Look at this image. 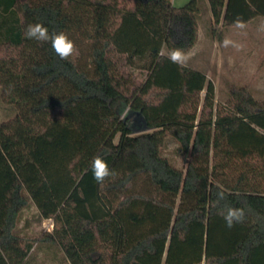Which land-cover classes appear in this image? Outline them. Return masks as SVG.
Listing matches in <instances>:
<instances>
[{
    "label": "trees",
    "instance_id": "trees-1",
    "mask_svg": "<svg viewBox=\"0 0 264 264\" xmlns=\"http://www.w3.org/2000/svg\"><path fill=\"white\" fill-rule=\"evenodd\" d=\"M1 2L0 98L16 112L0 121V264L36 244L68 264H264V100L233 85L216 105L206 73L168 59L199 42L197 0ZM208 2L214 27L264 18V0ZM36 23L76 53L27 39ZM170 138L185 169L163 154ZM96 156L114 173L103 184ZM31 203L52 232L18 233ZM227 207L244 221L228 228Z\"/></svg>",
    "mask_w": 264,
    "mask_h": 264
},
{
    "label": "rangeland",
    "instance_id": "rangeland-1",
    "mask_svg": "<svg viewBox=\"0 0 264 264\" xmlns=\"http://www.w3.org/2000/svg\"><path fill=\"white\" fill-rule=\"evenodd\" d=\"M191 0H172L175 7L188 4ZM200 10L199 42L190 55L188 66L206 73L215 86V104L224 105L229 99L231 86H248L257 100H264V18H257L244 28L213 26L212 12L208 0H197ZM233 43L225 47L223 41ZM148 59H136L130 69L139 79L147 76ZM13 105L0 98V121L15 114ZM119 135L115 138V143ZM177 168L185 169L183 157L177 144L169 139L164 152ZM52 220H42L35 205L25 209L18 225V233L27 237H39L51 231ZM27 264H68L59 248L36 244Z\"/></svg>",
    "mask_w": 264,
    "mask_h": 264
},
{
    "label": "clouds",
    "instance_id": "clouds-1",
    "mask_svg": "<svg viewBox=\"0 0 264 264\" xmlns=\"http://www.w3.org/2000/svg\"><path fill=\"white\" fill-rule=\"evenodd\" d=\"M236 26L239 28H244L245 25L237 21ZM264 29V25L261 26ZM24 35L27 39H34L41 42H50L52 49L61 59L67 60L77 49L75 43L69 39L66 33H49L47 27L40 23L29 24L25 29ZM233 42L229 39H225L223 44L228 47ZM190 55L186 54L183 50L176 48L168 53V59L178 66H183L187 64L190 60ZM91 170L93 173V179L98 184H103L106 179L111 177L114 173L109 168L108 163L100 156H96L91 161ZM218 199H224V193L219 192L217 194ZM223 219L228 228H232L237 223H242L245 219V211L243 207H227L226 211L223 213Z\"/></svg>",
    "mask_w": 264,
    "mask_h": 264
},
{
    "label": "crops",
    "instance_id": "crops-1",
    "mask_svg": "<svg viewBox=\"0 0 264 264\" xmlns=\"http://www.w3.org/2000/svg\"><path fill=\"white\" fill-rule=\"evenodd\" d=\"M3 4H5L4 2H1V6H0V14H2L3 12H2V9L5 7V5H3ZM3 15H5V14H3ZM194 50V49H193ZM193 50L192 51H190L188 54H191L192 52H193ZM52 230H53V228H52ZM52 230L51 231H48V232H52Z\"/></svg>",
    "mask_w": 264,
    "mask_h": 264
}]
</instances>
